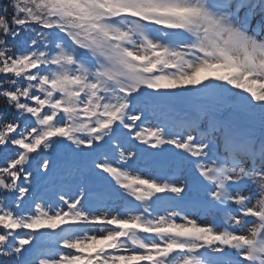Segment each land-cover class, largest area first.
I'll return each instance as SVG.
<instances>
[{"label":"snow or ice","instance_id":"1","mask_svg":"<svg viewBox=\"0 0 264 264\" xmlns=\"http://www.w3.org/2000/svg\"><path fill=\"white\" fill-rule=\"evenodd\" d=\"M0 264H264V0H0Z\"/></svg>","mask_w":264,"mask_h":264}]
</instances>
